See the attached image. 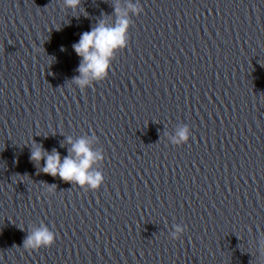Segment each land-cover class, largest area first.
<instances>
[{"label": "water", "instance_id": "95a60500", "mask_svg": "<svg viewBox=\"0 0 264 264\" xmlns=\"http://www.w3.org/2000/svg\"><path fill=\"white\" fill-rule=\"evenodd\" d=\"M117 3L0 0V264H264V0H140L81 90L72 45ZM92 135L96 190L30 159ZM42 223L55 242L23 247Z\"/></svg>", "mask_w": 264, "mask_h": 264}, {"label": "clouds", "instance_id": "9594fccd", "mask_svg": "<svg viewBox=\"0 0 264 264\" xmlns=\"http://www.w3.org/2000/svg\"><path fill=\"white\" fill-rule=\"evenodd\" d=\"M64 3L68 7L76 8L80 0H64ZM142 10L140 0H126L123 6L117 3L114 8L116 13L114 23L101 20L95 27L81 33L78 42L73 43L74 51L81 57V63L78 65L79 75L74 77L81 90L108 76L115 53L128 44V30L133 23L132 15H139ZM165 135L173 145L186 143L191 136L190 126L179 124L175 127L174 133ZM96 140L95 135L82 136L75 141L71 136L67 137V143L71 144L70 155L63 158L56 149L47 151L42 145L34 144L30 159L37 163L44 160L41 170L45 173L59 175L63 180L74 182L86 190H96L104 182L103 172L98 167L104 159V152L102 148L92 147ZM54 186L50 185L48 191H53ZM186 228L187 225L184 224H173V230L169 235L172 239H178ZM55 239L56 233L42 223L31 228L23 247L35 249L50 246ZM261 247L264 248V241L261 242Z\"/></svg>", "mask_w": 264, "mask_h": 264}]
</instances>
